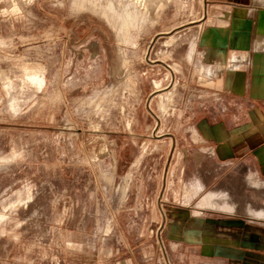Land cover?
<instances>
[{"label":"rangeland","instance_id":"rangeland-1","mask_svg":"<svg viewBox=\"0 0 264 264\" xmlns=\"http://www.w3.org/2000/svg\"><path fill=\"white\" fill-rule=\"evenodd\" d=\"M136 1L0 0V264H184L163 209H192V264H226L208 245L223 189L212 209L193 180L211 177L192 126L221 103L197 56L206 0L131 20ZM244 181L233 217L264 211Z\"/></svg>","mask_w":264,"mask_h":264},{"label":"crops","instance_id":"crops-1","mask_svg":"<svg viewBox=\"0 0 264 264\" xmlns=\"http://www.w3.org/2000/svg\"><path fill=\"white\" fill-rule=\"evenodd\" d=\"M203 26L197 56L205 85L218 93L221 103L201 111L202 117L192 126L201 144L195 149L202 156L197 164L207 167L211 177L193 180L206 192L212 191L205 198V206L212 209L218 196L213 191L220 183V197L230 206L221 212L231 216L220 222V233L208 245L213 254L220 249L226 264H261L264 211L254 206L260 202L253 199L248 218L233 217L242 206L232 207L229 197L234 196L230 184L245 178L252 183V197H260L264 182V0H206ZM197 116L192 112V118ZM194 144L198 143L192 139ZM162 220L170 251L179 262L192 264L182 249L192 247V209H163Z\"/></svg>","mask_w":264,"mask_h":264},{"label":"bare ground","instance_id":"bare-ground-1","mask_svg":"<svg viewBox=\"0 0 264 264\" xmlns=\"http://www.w3.org/2000/svg\"><path fill=\"white\" fill-rule=\"evenodd\" d=\"M141 2H142V0H137V1H136V6L133 5V6H134V10H133V11H134V14H130V13H129V16H128V17H129L130 19H131V18L133 19V17H134V18H138V17H140V14H138V12H141L142 9H143V8H140L141 5L143 6V4H141ZM125 6H126V5H125ZM99 8H100V7H99ZM109 8H110V7H109ZM105 9H107V8L105 7ZM105 9H104V10H105ZM108 13H110V12H108ZM127 15H128V13H127ZM262 16H263V15H262ZM132 19H131V20H132ZM133 20H134V19H133ZM126 21H127V20H126ZM131 23H132V22H131ZM140 23H141V22H140ZM125 24H126V23H123V25H125ZM114 25H115V24H114ZM126 25H127V24H126ZM124 28H125V27H124ZM258 44H259V46H260L262 43H258ZM191 53H192V52H191ZM191 58H192V57H191ZM210 197H211V196H210ZM215 198H216V197H215ZM215 198H214V199H215ZM205 200H206V199H205ZM212 201H213V200H212ZM213 202H214V201H213ZM213 202H212V203H213ZM202 204H203V203H202ZM215 204H216V203H215ZM214 207H215V206H214ZM215 208H216V207H215ZM228 208H229V206H228ZM260 215H261V214H260ZM263 215H264V214H263ZM263 217H264V216H263Z\"/></svg>","mask_w":264,"mask_h":264}]
</instances>
